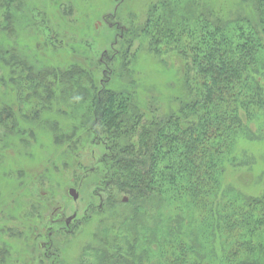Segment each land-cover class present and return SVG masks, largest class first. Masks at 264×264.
I'll return each mask as SVG.
<instances>
[{
    "label": "trees",
    "instance_id": "16d2710c",
    "mask_svg": "<svg viewBox=\"0 0 264 264\" xmlns=\"http://www.w3.org/2000/svg\"><path fill=\"white\" fill-rule=\"evenodd\" d=\"M24 2L0 0V32L14 33L15 12L26 13ZM178 2L156 1L149 19L138 30L126 32L117 54L128 62L137 35L147 39L156 55L174 49L185 62L180 86L184 92L178 107L168 112H159L154 101L139 104L130 91L113 89L105 80L97 87L94 70L79 62L65 69L36 68L16 45L4 43H0L1 60L10 66L18 86L39 97L31 112L34 119L40 118L39 110L52 109L48 99L54 98L56 89L93 100L92 115L88 112L81 121L94 134V143L105 147L98 164L103 166L106 191H118L121 203L133 208L134 215L125 213L122 219L136 221L148 208L154 209L160 216L150 231L155 236L169 224L161 221L164 212L173 211L174 229L170 234L163 230L159 243L177 245L182 264H264V176L255 183L257 192L228 181L244 171L250 178L249 160L238 153V144L243 137L251 139L250 120L264 112V0H256L255 15L244 13L233 21L212 8L198 12L197 0L191 10ZM61 138L68 141L65 134L57 141ZM107 215L103 222L120 217L115 209ZM142 235L148 239L150 234ZM201 235L204 242L218 239V243L209 244L208 250L199 245ZM191 236L195 237L188 239ZM126 241L125 251H131L130 245H135ZM101 243L111 246L104 239ZM97 248L98 264L128 260L126 254L114 252L117 257L101 245ZM191 253L195 258L189 261ZM143 258L142 254L135 260Z\"/></svg>",
    "mask_w": 264,
    "mask_h": 264
},
{
    "label": "rangeland",
    "instance_id": "374dc122",
    "mask_svg": "<svg viewBox=\"0 0 264 264\" xmlns=\"http://www.w3.org/2000/svg\"><path fill=\"white\" fill-rule=\"evenodd\" d=\"M24 1L26 13L15 12V31L0 32L1 44L16 45L36 68L54 65L65 69L78 62L91 67L97 87L105 80L113 89L130 91L139 104L154 101L159 112L178 107L184 92L180 86L185 62L174 49L156 55L147 39L137 35L130 46L133 57L125 62L117 55L126 32L138 30L159 0ZM193 1L179 0L177 4L191 10ZM197 2L201 8L198 12L219 10L229 21L244 13H257L256 0ZM10 72L0 55V264H98L99 245L117 257L114 252L126 254L128 260L122 264H178L175 259L184 263L178 259L177 245L159 243L162 232L170 234L174 229L175 223L170 221L175 219L173 211L164 212L161 221L169 224L154 236L150 231L160 218L154 209L148 208L145 215L129 222L121 215H134L132 206L121 203L118 191H106L103 166L98 164L105 147L94 143V134L81 121L88 112L92 115L93 100L70 97L61 88L55 90L54 98L45 92L43 96L49 97L52 109L39 110L40 118L34 119L31 112L39 97L24 85L18 86ZM249 126L251 139L243 137L237 151L249 160L250 178L244 171L228 181L257 192L255 183L264 176V112L250 120ZM63 134L69 144L62 138L57 141ZM70 188L77 190V199L70 195ZM111 209L120 217L113 223L103 222ZM73 218L76 222L70 228L68 222ZM179 229L187 235L186 228ZM144 232H149L148 239ZM202 236L198 237L199 245L208 246V250L209 244L218 243V239L204 242ZM103 239L111 246L102 244ZM127 239L137 251L132 245L131 251H125L129 249ZM45 244L46 249L42 247ZM193 253L189 261L195 258ZM55 254L57 259L49 257ZM142 254L143 261H136Z\"/></svg>",
    "mask_w": 264,
    "mask_h": 264
},
{
    "label": "flooded vegetation",
    "instance_id": "af4514ba",
    "mask_svg": "<svg viewBox=\"0 0 264 264\" xmlns=\"http://www.w3.org/2000/svg\"><path fill=\"white\" fill-rule=\"evenodd\" d=\"M76 217V216H75ZM76 219L75 218H73L72 220L70 219L69 220V222H68V226L71 228L72 227V225H73V223H74V221H75ZM76 222V221H75ZM52 234H53V232L52 233H49V235L50 236H52ZM50 244H51V242H50ZM42 247H44L45 249L47 248V245L45 244L44 246H42ZM51 249H52V247H51ZM50 251V250H49ZM50 256H52L53 258H56L57 259V255L55 254V256H53V255H49V257ZM55 259V260H56ZM55 262V261H54Z\"/></svg>",
    "mask_w": 264,
    "mask_h": 264
},
{
    "label": "water",
    "instance_id": "95a60500",
    "mask_svg": "<svg viewBox=\"0 0 264 264\" xmlns=\"http://www.w3.org/2000/svg\"><path fill=\"white\" fill-rule=\"evenodd\" d=\"M69 193L74 199H77L78 193H77V190L75 188H70ZM126 200H127V197H124V201H126Z\"/></svg>",
    "mask_w": 264,
    "mask_h": 264
}]
</instances>
